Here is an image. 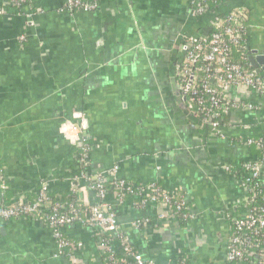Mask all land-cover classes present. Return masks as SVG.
<instances>
[{"label": "crops", "instance_id": "obj_1", "mask_svg": "<svg viewBox=\"0 0 264 264\" xmlns=\"http://www.w3.org/2000/svg\"><path fill=\"white\" fill-rule=\"evenodd\" d=\"M62 2L32 0L18 10L0 0V205L33 199L42 182L54 197L75 190L84 205L95 203L91 191L73 182L77 152L62 132L72 113L83 111L93 145L89 172L117 164L120 177L159 184L189 206L186 222L161 204L116 206L135 251L155 264H229L232 222L246 200L239 169L259 155L241 139L264 135V95L222 90L230 101L256 107L231 109L222 139L179 105L170 78L182 47L209 33L213 21L191 16L202 0H97L95 11L74 13ZM227 2L245 11V54H262L264 0ZM30 10L32 19L25 15ZM142 219L140 229L130 227ZM63 233L83 244L72 261L58 254L42 220L0 222V264H105L93 228L75 224Z\"/></svg>", "mask_w": 264, "mask_h": 264}, {"label": "built area", "instance_id": "obj_2", "mask_svg": "<svg viewBox=\"0 0 264 264\" xmlns=\"http://www.w3.org/2000/svg\"><path fill=\"white\" fill-rule=\"evenodd\" d=\"M5 1L18 10L29 8L32 2V0ZM97 7V0H63L62 2V8L69 13L91 12ZM204 12L205 5L200 2L192 8L191 16H201ZM35 14L30 10L25 15L32 19ZM245 21L246 14L241 8H235L226 17L214 18L210 33L187 38L182 47V58L175 66V79L180 95L189 97V102L195 107L196 115L209 127L213 136L221 139L225 137L223 121L231 109L254 111L256 107L252 104L230 101L222 92L218 93L215 86H221L222 90L234 87L264 95L263 79L249 65L244 68L232 58L235 49H241L245 55ZM24 39L25 36L20 35L17 41L23 43ZM74 116L79 117L70 122L76 129L75 138L70 139L64 133L63 135L79 150L77 162L81 168L73 178V182L83 185V188L91 191L96 199L93 205H86L89 208L88 217L83 218L74 212L73 202L64 204L53 199L47 182H42L37 188L35 198L29 201L19 199L12 204L0 205V222L6 223L24 216L36 219L34 215H40V219L44 220L53 232V238L58 245V254L67 257L70 261L73 260L74 251L83 244L69 240L63 230L78 224L91 227L98 233L97 241L105 264H155L153 260L143 258L127 242L118 222L116 206L123 205L126 202L125 197L130 196L131 203L137 210H143L151 204H161L167 207L169 216L177 217L180 214L187 220L192 218L189 214V206L184 201H180L175 202L171 207L174 194L161 189L155 183L144 185L120 177L117 164L101 172H89V153L92 145L84 136L87 129L86 114L77 111ZM241 142L244 146L254 147L260 151L261 156L253 162L243 163L239 169V173L244 177L241 179V184L246 194L245 209L243 214L232 222L225 258L229 264L247 262L264 264V204H257L256 201V197L264 199V193L258 189L259 185H264L262 180L264 137H246L241 139ZM226 169L232 171L231 167ZM1 176L0 168V179ZM72 193L75 200L80 201L75 190H72ZM134 199L138 201L133 202ZM169 216L158 215V218H169ZM143 221L144 219L132 221L130 226L140 229Z\"/></svg>", "mask_w": 264, "mask_h": 264}, {"label": "trees", "instance_id": "obj_3", "mask_svg": "<svg viewBox=\"0 0 264 264\" xmlns=\"http://www.w3.org/2000/svg\"><path fill=\"white\" fill-rule=\"evenodd\" d=\"M227 1L228 0H218V1L203 0L201 2V4L205 5V12H204L203 15L211 16L212 19L218 18V17H226L227 15H229L230 13H232V11L235 9V8L232 9L231 5L229 6ZM210 32H211V30H210ZM243 54L244 53L241 52V49H239V50L238 49H235L234 50V53L232 55V58L240 66H244V68H246V65H248V61L246 60V54L245 55H243ZM173 75L175 76V73ZM215 89H216V91L218 93H221L222 92V88L219 85L218 86L216 85L215 86ZM178 102H179V105L181 106V108H183L187 112L188 115H190L194 119L198 120L200 123H203L200 120V118L196 115V113H195V107H194V105H191V103L189 102V97L188 96L186 97L185 101L183 102V96L180 95V98L178 99ZM203 125H206V124L203 123ZM249 137H251V136H249ZM256 137H264V135H262V136H256ZM250 148L255 149L254 147H250ZM76 152H77L76 158H78L79 157V150L76 149ZM257 152L259 153L258 158H260L261 153L258 150H257ZM80 168L81 167H79V169ZM240 178L241 179H244L243 174H242V176L240 175ZM157 186L160 187L161 189H163L159 184H157ZM258 189H260L264 193V185H259V188ZM50 195L52 196L53 199L55 198V200H57L60 203L68 204L69 202H73V205L75 207V211L74 212L80 214L83 218H87L88 217V215H89V208L86 205H84L81 201H76L75 200V197H74V194L72 192L65 193V194L61 195L60 197H54L52 194H50ZM35 196L36 195H34V198H35ZM173 196H174V198L171 201V205H170L171 207L174 206V203L175 202L183 201L182 195H180L178 193L177 194L174 193ZM125 199H126V202L127 201L132 202L130 196L125 197ZM137 201L138 200L134 199L133 202H137ZM256 201H257V204H264V199L262 200V199H259L258 197H256ZM182 213H184V211ZM116 214H118V213L116 212ZM34 216H35L36 219L41 220L40 219L41 218L40 215L35 214ZM177 217L182 222H186L187 221V219H184L180 214ZM24 218H30V216H24ZM42 221L47 225V223L44 220H42ZM69 240H72V239H69ZM243 264H251V263L250 262H247V263H243Z\"/></svg>", "mask_w": 264, "mask_h": 264}, {"label": "water", "instance_id": "obj_4", "mask_svg": "<svg viewBox=\"0 0 264 264\" xmlns=\"http://www.w3.org/2000/svg\"><path fill=\"white\" fill-rule=\"evenodd\" d=\"M258 53V50L247 49V61L249 62L250 67L255 71V73H257L264 81V51L261 52L262 54ZM170 85L172 93L175 96H180L175 76H172L170 78ZM185 99L186 98L183 96V101H185Z\"/></svg>", "mask_w": 264, "mask_h": 264}, {"label": "clouds", "instance_id": "obj_5", "mask_svg": "<svg viewBox=\"0 0 264 264\" xmlns=\"http://www.w3.org/2000/svg\"><path fill=\"white\" fill-rule=\"evenodd\" d=\"M79 118L78 116H74L73 119ZM62 132L70 139H74L76 136V129L69 122L62 128Z\"/></svg>", "mask_w": 264, "mask_h": 264}, {"label": "rangeland", "instance_id": "obj_6", "mask_svg": "<svg viewBox=\"0 0 264 264\" xmlns=\"http://www.w3.org/2000/svg\"><path fill=\"white\" fill-rule=\"evenodd\" d=\"M77 112V111H76ZM83 112V111H82ZM75 112H73L72 113V116H73V114H74ZM85 113V112H84ZM86 119H87V117H86ZM71 122V121H70ZM86 124H87V129L85 130V133H84V136H86V132H87V130H88V119H87V122H86ZM92 145V144H91ZM92 150H93V145H92V149H91V151H90V155H91V152H92ZM89 158H90V156H89ZM262 180H263V182H264V171H262ZM158 219H161V220H165V219H169V218H166V217H163V218H158ZM131 227V226H130Z\"/></svg>", "mask_w": 264, "mask_h": 264}]
</instances>
